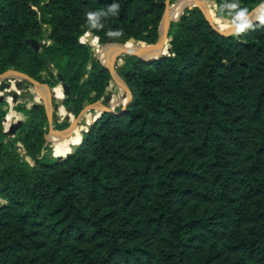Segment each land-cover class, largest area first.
Listing matches in <instances>:
<instances>
[{
	"label": "trees",
	"instance_id": "1",
	"mask_svg": "<svg viewBox=\"0 0 264 264\" xmlns=\"http://www.w3.org/2000/svg\"><path fill=\"white\" fill-rule=\"evenodd\" d=\"M214 1L234 19L264 0ZM165 7L0 0V73L41 78L54 63L69 84L61 103L79 114L112 78L82 36L94 33L99 52L100 42L156 43ZM43 23L52 41L40 49ZM252 25L223 34L186 7L168 30L169 54L124 55L131 98L70 138L64 151L82 140L63 158L46 144L43 104L20 108L28 118L10 139L0 100V264H264V25Z\"/></svg>",
	"mask_w": 264,
	"mask_h": 264
},
{
	"label": "rangeland",
	"instance_id": "2",
	"mask_svg": "<svg viewBox=\"0 0 264 264\" xmlns=\"http://www.w3.org/2000/svg\"><path fill=\"white\" fill-rule=\"evenodd\" d=\"M179 2H180V0H166V5L169 4L170 7H173L174 5H177ZM213 2H215L216 10H217V6L219 4L214 0H213ZM191 3H195V0H193ZM224 17L226 19H228L230 22L233 20V19H231L225 15H224ZM42 26H43L42 27L43 35L39 39H33L32 40V42L35 43L40 49H43V47L46 44H49L52 41L48 37L49 31L51 28L50 24L43 23ZM82 38L84 39V42H86L87 44H90L91 46H92V44H94L95 46L98 44L97 40L94 38L91 40V43L87 42L86 41V34H84L82 36ZM138 41L139 40H136L133 43L138 42ZM167 41L169 44L166 43L165 45H166V48L168 49V46H170V42H169V39H167ZM114 43L115 44L119 43V44L114 45ZM125 43L126 42H118V41L117 42H107V43H101L100 42L101 49H102V52L98 51L100 53V58H99L100 61L103 63V61H106L107 58H109L111 55L118 54L117 55L118 56L117 61H115V68L118 70V66L122 65L125 62L124 55L126 53H130L127 50L137 52V53L143 55L144 57H147L148 54L155 51V46L154 47H148L145 45L146 42L145 43L139 42L138 43L139 46L137 48L133 47V45H123ZM146 44L148 45L151 43H146ZM118 48H120V49L124 48L125 51H121L120 53H116L115 50ZM131 54H133V53H131ZM11 69H15V68L10 67L7 70H11ZM16 70H18V69H16ZM57 72H58L57 65H55L54 63H51V64H49L47 69H44L41 72V78H36L33 76L38 81H41L42 83H44L43 87L46 89L44 92H42L41 89L39 90L38 86L36 84H34L32 81L25 79V78L21 79L20 77H16L13 80L14 84L12 85V87L10 89L0 91V94L4 93L5 95H7V99H5V102L2 103L3 108L6 110V114L3 118V125H4L5 129H6L5 117L8 115V113H13V115L11 114V116L9 117V119H10L9 124H10L11 122H14L18 119L25 120L28 118V114L20 109L23 106L30 108L34 105V103H40V104H43V106L45 108V105H44L45 100H44V96H43L44 94L47 97H49L51 100V106H52L51 109H52V116H53L52 127L53 128H59L58 127L59 124H62L64 122H67V125L65 126V127H67L69 125V122L71 121V117L74 118L72 121H76L75 119L77 118L78 125H75L74 126L75 129L71 132V134L69 136H67L65 138L61 137V136L56 137V135L54 133L51 135L50 123H49V119H48V123L45 125L46 144L51 146V148H52L51 152L56 156L59 155L57 153V150L63 152L68 147V144H69L68 140H70V138H72L73 136H76V137L77 136H79V137L83 136L81 133V130L84 128H89L88 122L92 121L100 113L99 109H93V108L92 109H86V108L84 109V107L87 104H90V103L98 100V101L105 102V105L108 107L115 108V107H118L119 105H123L126 101L129 100V94L127 92V88L121 82H119L117 79L112 77L110 79L109 84H108L106 91H105V93H107V92L112 93V99L110 101H104V97H103L104 95H103L94 101L93 100L85 101L84 107L79 112V114H75L74 112H72L70 115H68V111H67V114L63 115L60 106L64 105V104L61 103V99L64 98V96L67 93H66V90L62 86L61 80L56 77ZM17 80H23V88H17V86L15 85V82ZM14 88H15V90H17L19 92V98H18L16 103L11 102L12 96L10 95L12 90H14ZM60 93H62L61 97H60ZM11 109H14V111H12ZM45 110H46V108H45ZM89 118H91V120H88ZM65 127H63V128H65ZM50 135L55 140L54 143L51 140H49ZM7 138H10V139L16 138V133L13 135L7 136ZM16 143L18 145L17 151L20 152L21 155H23V158L24 157L27 158L33 164L34 160L30 156L25 155V147L23 146L22 142L20 140L16 139ZM49 151H50V149L47 147L46 149L43 150L42 154H47ZM0 201L3 202L4 199L0 197Z\"/></svg>",
	"mask_w": 264,
	"mask_h": 264
},
{
	"label": "water",
	"instance_id": "3",
	"mask_svg": "<svg viewBox=\"0 0 264 264\" xmlns=\"http://www.w3.org/2000/svg\"><path fill=\"white\" fill-rule=\"evenodd\" d=\"M193 5H197L199 6L202 11L205 13V15L207 16V18L209 19L210 23L213 25V27L218 30L220 33H223V34H228V33H233L235 32V27H231V28H228V29H221L219 27V25L213 21V19L210 17V14H209V10H208V6L205 2H200V3H194V4H188L186 5L183 10L175 15V16H171L169 14V8H170V5L167 4L166 5V8L164 10V13L162 15V18H161V21H160V24H159V38L158 40L156 41V43H158V45H161L162 42L164 41L165 37L166 39H168V30L171 26V23L172 21L174 20H177L180 15L184 12L185 8L188 7V6H193ZM261 7H264V1L258 3L257 5H255L249 12H248V18L251 22H254L258 19V16L260 15V10H261ZM216 14L218 16H223L224 17V7L223 5H218L217 6V10H216ZM96 35L90 31H87L86 32V41L87 42H90L91 43V40L95 37ZM141 40H139L138 42H135V44H138ZM114 42H117V41H114ZM92 47L93 49L96 51V54H97V57L100 58V53L98 52L96 46L94 44H92ZM129 51L130 53H133V54H136L130 50H127ZM172 51V47L171 46H168V50L166 52H162L156 56H153V57H150V58H146V57H142V56H139L141 58H144V59H151V58H154V57H157L159 55H167L169 54L170 52ZM118 54H114V55H111L109 58H107L106 61H103V64L106 65L109 70L111 71V74H112V77H114L115 79H117L119 82H121L126 88H127V92L129 94V98H131L132 96V91H131V88L129 86V84L127 83V81L123 78V76L118 72V70L115 68V61H117V56ZM137 55V54H136ZM16 77H20L21 79L22 78H25V79H28L30 81H32L34 84H36L37 86H39L40 88L44 86V83H42L41 81H38L37 79H35L33 76H31L30 74L28 73H25L23 71H20V70H16V69H11V70H5L3 72L0 73V91H4V90H7V89H10L13 85V80L16 78ZM58 78L61 80L62 82V86L63 88L66 90V93L69 91V84L66 82L65 80V76L63 75L62 72H58ZM109 84V82H108ZM15 85L17 86V88H22V85H23V80H17L15 82ZM44 94V93H43ZM12 96L11 98V102L12 103H16L18 98H19V92L17 90H12V93L10 94ZM44 96V100H45V108H46V112H47V116H48V119H49V123H50V133L51 135L54 133H62V131L66 130L67 128L73 126V125H78L77 123V118H76V121H70L69 125L65 128H53L52 127V122H53V116H52V106H51V100L49 97H47L45 94L43 95ZM104 101H110L112 99V93L111 92H107L104 94ZM3 99H7V95H5L4 93L0 94V100H3ZM127 101L124 103V106L126 105ZM40 103H34L35 106L39 105ZM59 107V106H58ZM99 109L100 110V113L92 120V121H89L88 122V126L105 110H112L113 107H108L105 105V102L103 101H94L90 104H87L84 109ZM67 111H68V115H70L72 113V109L71 107H66ZM23 123V119H18L14 122H11L8 126V128L5 129V131H7L8 133H10L11 135L15 134L16 131L18 130V128L20 127V125ZM89 128H84L81 130V133L82 135L88 130ZM49 137V140H51L53 143H54V139L51 137ZM82 140V138H81ZM81 140L79 142H72L70 144V151L66 154H63V155H58L59 158H63L65 157L66 155L72 153L77 147L78 145L80 144Z\"/></svg>",
	"mask_w": 264,
	"mask_h": 264
},
{
	"label": "bare ground",
	"instance_id": "4",
	"mask_svg": "<svg viewBox=\"0 0 264 264\" xmlns=\"http://www.w3.org/2000/svg\"><path fill=\"white\" fill-rule=\"evenodd\" d=\"M193 0H180V2L177 4V5H174L173 7H170L169 8V14L171 15V16H175V15H177V14H179L182 10H183V8L186 6V5H188V4H194V3H191ZM200 2H205L206 4H207V6H208V10H209V14H210V17L213 19V21H216V23H218V25H219V27L221 28V29H228V28H231L229 25H230V21L228 20V19H226L225 17H223V16H218L217 14H216V4H215V2H213V0H195V3H200ZM232 27H234V26H232ZM82 41H84V39H82ZM166 43H168V41H167V39H166V37H165V39H164V41L162 42V44L161 45H158V43H152V44H148L149 46H151V47H154L155 46V51L154 52H152V53H150V54H148L147 55V57L146 58H150V57H153V56H156V55H158V54H160V53H162V52H164L165 51V49H166ZM133 45V47H135V48H137L138 46H139V44H132ZM145 45H147L146 43H145ZM127 48V47H126ZM107 49V48H106ZM114 51V50H113ZM121 51H125L124 50V48H118V49H116L115 50V52L116 53H120ZM114 52V53H115ZM132 52H134V51H132ZM134 53H136L137 55H139V56H142V57H144L143 55H141V54H139V53H137V52H134ZM13 84H14V82H13ZM15 86V85H14ZM38 88H39V90L41 89V91L42 92H44L46 89L44 88V87H39L38 86ZM66 108V107H65ZM12 111H14V109H11ZM67 110V109H66ZM11 114L13 115V113H8V115H7V122H6V126H9V117L11 116ZM76 120V119H75ZM89 120V119H88ZM74 126L75 125H73V126H71V127H69V128H67L66 130H64V131H62V133H55V135H56V137H67V136H69L70 134H71V132L75 129L74 128ZM7 128V127H6ZM82 138V137H81ZM81 139H79V140H77L76 142H79ZM70 151V149L69 150H67V151H64V152H61V151H58L57 150V153H59V154H66V153H68Z\"/></svg>",
	"mask_w": 264,
	"mask_h": 264
},
{
	"label": "clouds",
	"instance_id": "5",
	"mask_svg": "<svg viewBox=\"0 0 264 264\" xmlns=\"http://www.w3.org/2000/svg\"><path fill=\"white\" fill-rule=\"evenodd\" d=\"M232 8H237L236 4L231 5ZM119 5L118 4H112L109 9L108 12L116 15L117 11H118ZM105 14V13H103ZM98 13H92L89 12L87 13V20L88 23L90 25L91 28H97L98 27V23H97V18H98ZM258 19L260 21L261 25H264V7H261L260 10V15L258 16ZM230 27L234 26L235 27V35H240L242 33H245L248 29L252 28V22L249 20L248 18V9L244 8L240 11L237 12V14L235 15L234 19L231 21ZM120 33H113V32H109L108 35L112 36V35H119Z\"/></svg>",
	"mask_w": 264,
	"mask_h": 264
},
{
	"label": "flooded vegetation",
	"instance_id": "6",
	"mask_svg": "<svg viewBox=\"0 0 264 264\" xmlns=\"http://www.w3.org/2000/svg\"><path fill=\"white\" fill-rule=\"evenodd\" d=\"M22 88H23V85H22ZM12 93V92H11ZM70 123V122H69Z\"/></svg>",
	"mask_w": 264,
	"mask_h": 264
}]
</instances>
